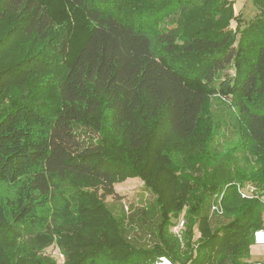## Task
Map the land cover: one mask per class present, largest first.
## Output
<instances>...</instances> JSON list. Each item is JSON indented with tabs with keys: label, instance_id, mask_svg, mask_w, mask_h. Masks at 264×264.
Here are the masks:
<instances>
[{
	"label": "trees",
	"instance_id": "obj_1",
	"mask_svg": "<svg viewBox=\"0 0 264 264\" xmlns=\"http://www.w3.org/2000/svg\"><path fill=\"white\" fill-rule=\"evenodd\" d=\"M252 1L244 21L227 0H0V264H57L42 253L53 242L65 264H252L264 228V0ZM214 97L235 123L222 148ZM126 175L154 196L150 245L105 201ZM248 183L255 193L242 197ZM214 205L224 222L212 224Z\"/></svg>",
	"mask_w": 264,
	"mask_h": 264
},
{
	"label": "rangeland",
	"instance_id": "obj_2",
	"mask_svg": "<svg viewBox=\"0 0 264 264\" xmlns=\"http://www.w3.org/2000/svg\"><path fill=\"white\" fill-rule=\"evenodd\" d=\"M231 2L234 7V14L238 15L241 13L243 20L248 21L254 18L258 13V7L252 0H227ZM232 25L235 26L234 20L231 21ZM227 105V102H225ZM226 105H222L215 97L212 98V111L215 115L223 118L224 124L220 128V137H218L219 147H225L234 142V119L228 112H232ZM1 109V107H0ZM88 136H97L94 132L80 129L79 137L82 139L89 140ZM114 190L116 196L114 198L107 196L105 201L109 208L115 215L123 214L125 216L126 225H132L129 229L128 236L131 240H134L138 245H150L153 241L151 236L152 231L155 230V226L158 221V215L156 209H152V216L143 215V212L149 211L153 206L154 196L151 191L145 186L144 181L139 176L126 175L114 184ZM264 201V195L262 196ZM53 209L56 211L62 210L63 201L59 195L54 196L52 200ZM213 209H209V213L212 216V224H218L225 221L220 215L212 213ZM183 214L179 217L181 218ZM218 216V217H216ZM263 221H264V210H263ZM130 219L134 220L131 222ZM143 220V222L141 221ZM50 222L47 231L50 230L52 224ZM182 236V234H181ZM181 236H176L181 239ZM200 233L197 229L194 230V238H198ZM23 240L28 243H33L35 246L40 245L42 238L36 237L35 234H25ZM24 241H22L24 243ZM42 253L56 260L57 264H65V255L59 249L55 242L45 246ZM250 261L252 264H263L264 263V244L255 243L250 247ZM169 261L165 257H160L159 260ZM162 261V260H161ZM170 262V261H169ZM168 262V263H169ZM170 264V263H169Z\"/></svg>",
	"mask_w": 264,
	"mask_h": 264
},
{
	"label": "built area",
	"instance_id": "obj_3",
	"mask_svg": "<svg viewBox=\"0 0 264 264\" xmlns=\"http://www.w3.org/2000/svg\"><path fill=\"white\" fill-rule=\"evenodd\" d=\"M256 188L248 183L246 184L244 187L240 188V193L242 197H250L252 196L255 192ZM213 210H219L218 207L216 205H214L212 207ZM184 227V219L183 218H179L172 226H171V230L173 233H175L177 236H180V232ZM254 242L255 243H261L264 244V228H260L257 229L254 232ZM163 260V259H161ZM160 260V261H161ZM159 261V262H160ZM169 262V261H168ZM170 263V262H169ZM156 264V263H155ZM171 264V263H170ZM264 264V263H263Z\"/></svg>",
	"mask_w": 264,
	"mask_h": 264
},
{
	"label": "bare ground",
	"instance_id": "obj_4",
	"mask_svg": "<svg viewBox=\"0 0 264 264\" xmlns=\"http://www.w3.org/2000/svg\"><path fill=\"white\" fill-rule=\"evenodd\" d=\"M156 264H169L167 261H160V262H157Z\"/></svg>",
	"mask_w": 264,
	"mask_h": 264
}]
</instances>
